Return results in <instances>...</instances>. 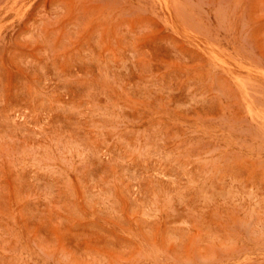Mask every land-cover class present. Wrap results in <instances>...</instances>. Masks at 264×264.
<instances>
[{
  "label": "rangeland",
  "instance_id": "obj_1",
  "mask_svg": "<svg viewBox=\"0 0 264 264\" xmlns=\"http://www.w3.org/2000/svg\"><path fill=\"white\" fill-rule=\"evenodd\" d=\"M0 264H264V0H0Z\"/></svg>",
  "mask_w": 264,
  "mask_h": 264
}]
</instances>
